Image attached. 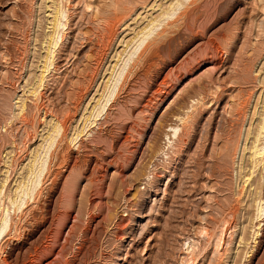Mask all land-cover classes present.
I'll return each instance as SVG.
<instances>
[{
	"label": "rangeland",
	"instance_id": "374dc122",
	"mask_svg": "<svg viewBox=\"0 0 264 264\" xmlns=\"http://www.w3.org/2000/svg\"><path fill=\"white\" fill-rule=\"evenodd\" d=\"M171 6L179 19L158 17ZM56 7L65 34L35 96ZM154 18L107 117L71 142ZM263 105L264 0H0V215L53 122L65 128L0 264H264L250 163Z\"/></svg>",
	"mask_w": 264,
	"mask_h": 264
},
{
	"label": "bare ground",
	"instance_id": "6f19581e",
	"mask_svg": "<svg viewBox=\"0 0 264 264\" xmlns=\"http://www.w3.org/2000/svg\"><path fill=\"white\" fill-rule=\"evenodd\" d=\"M194 1L195 0H187V2H191V3L194 2ZM54 4H55V2H54ZM181 5L184 6L185 3L182 2ZM55 6H56V4H55ZM61 7H63V6H61ZM61 9L58 8V7L54 8L55 15H53L54 19L52 21L53 31H52V33H49L50 35H47L46 36V39L49 38L48 41H44L43 40L44 42H47L48 43V46H47L48 47V50H47L48 52H47L46 56H44L45 57L44 65H43V69L41 70L42 72H41V74H40V76L38 78V83L36 82L37 84H35L32 87L33 88L32 91L30 90L32 92V94L35 95V96H39V94L41 93V91H42L41 88L45 85V82H46L45 81V79L47 77L46 73L49 72L51 66H53V64H55L54 63L55 56H54V53H53V50H54L53 48H55V46L59 42L58 41L59 36L62 35V39H63L64 34H65V32H64V34H61L63 32H61V30H60L61 29L60 28V25L62 24L61 23V14L63 12V10H61ZM181 9H182V7L176 8L174 6H171V7H169V9H165L164 11H162V13L159 14L161 16H158V17H162V18L165 17V19H167V21L168 20H172L173 21L174 19H176L178 17L180 18L179 15L183 14V13H181L182 12ZM185 13L186 12H184V14ZM186 17H187V15H186ZM158 22H160V20L157 19V18H154V20H151L148 25H146L144 28L142 27L143 29L141 28L142 29L141 31L137 32L136 37L141 34V37H137V38H140L139 41L138 42H135V44H134L135 45L134 50L132 52H129V54L127 56L128 58L125 60V62L123 63V65H121L122 67L118 71H116V69H117L116 67L118 66L119 62L121 61L120 59H121V56L123 54H121L119 56L116 64L113 66V70H112L111 76L109 77L108 81L105 84V88H104L103 93L101 94V97L97 100V102H96L95 106L92 108L90 114L84 117L85 119L83 120L84 121L83 122L84 123L83 127L81 129L79 128L77 130V132H75V134L73 135V137L71 136L72 137L70 139L71 142H74V143L76 142L77 143L79 141V138L80 137H82L83 135L89 134L88 128H90V131H91V128L93 126H96L98 124V121L100 120V118L103 115H106V117H107V113H108L109 109L111 107L113 108V106L115 105V103L117 101V98L119 97V93L122 91L125 83H127L126 81H127L128 76H129L132 63L136 61L135 59H137V57H139V55L142 52L144 53V50L145 49L147 50V48L149 47L148 45L150 43L149 36L151 34H154L153 32L156 31L159 28V26H161L160 23H158ZM163 24H162V26H163ZM113 27L114 26L111 24L110 30L108 31L109 32L108 35L110 36L109 39H111V40H112V36H114V33L116 34V32H114L115 29ZM136 37H133V38L135 39ZM137 38L135 39L136 41L138 40ZM134 39H132V41H130L131 45L134 42ZM54 52H55V50H54ZM166 91H167V89H166ZM35 99H36V97H35ZM25 105H27V104H24V103L22 104L21 111L19 112L20 114H24L25 113V111H26L25 110V108H26ZM263 107H264V105H263ZM263 110H264V108H263ZM55 121L53 122V126H51V129H50V131L48 133L47 139L45 141L46 142L45 143L46 145L44 147L42 146L43 147V150L41 152H36L37 154L35 153L36 155L34 156L33 160L31 159L32 161H31V165L29 166L28 175L27 176L25 175L24 179L22 181H20L19 184L17 185V188L15 190V193H14V195L12 197V201H11L12 202L11 203L12 206L8 205L6 207V206L3 205L2 213L0 215V241H2L3 238H5L11 232L12 228L15 227V225L13 224L12 213H15L16 214L17 212H20V211H22V213L25 212V210H26L25 207L27 208V207H29V205H31V204H29L31 200H34V201L36 200L39 192L41 191L40 189H41L43 183L45 182V178L48 177L49 174H50V172H51V170H53L51 168V166H53V164L51 165V163H50L51 162V159L53 158L52 157V155H53L52 153L54 151L53 149H55V146L59 142L60 137H62L63 134H64V132H65L64 131L65 130L64 124L62 122H60L59 120H55ZM257 124L259 125L258 126L259 129L257 130V135L254 136L255 140H253V145L250 147L251 148L250 150H253V151H251L252 153H250L251 154L250 157L252 158V160H250V163L252 161L251 167L254 168V169L260 163L261 164L263 163V168H261V169L264 171V157L262 159L260 158L261 160H258L255 157L258 154V151H259V149H258L259 143L257 144V142L260 141L259 139L263 138V135L262 134H264V111L262 113L261 120L259 119V122ZM177 132H178V128L176 127L175 130H174V134H177ZM261 135H262V137L260 138ZM261 145L259 147H262ZM260 150H261V152L259 151V154L262 155V156H264V146ZM254 157H255V159H254ZM252 168H250V169H252ZM250 169H249V171H250ZM254 171L256 172V170H254ZM254 171L252 170L251 172L247 173L248 178L244 181V183L248 182L251 179V175L255 173ZM53 172H54V170H53ZM55 174L56 173H54V175ZM57 175H59V174H56L55 175L56 178H57ZM50 176H51V174H50ZM260 177H261V174H260ZM262 184H260V185H262ZM260 185H259V187H260ZM1 186H2V188L0 187V195L2 194V192L4 190L3 188L5 186V183H3ZM262 188H263V186L261 187V190H263ZM40 194L42 195V193H40ZM257 197H258V195H257ZM263 199L264 198H262L261 193H259V197L257 199V204H256V205H258V207H257L258 208V210H257V216H256L255 221H254L255 224L253 225V228H254L253 235H252L253 238L259 234V228H260V225H261L260 221H261V219L264 216V206L262 204ZM11 234H12V232H11Z\"/></svg>",
	"mask_w": 264,
	"mask_h": 264
}]
</instances>
